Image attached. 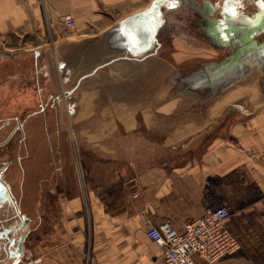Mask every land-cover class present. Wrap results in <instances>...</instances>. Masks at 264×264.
<instances>
[{
    "label": "crops",
    "instance_id": "crops-1",
    "mask_svg": "<svg viewBox=\"0 0 264 264\" xmlns=\"http://www.w3.org/2000/svg\"><path fill=\"white\" fill-rule=\"evenodd\" d=\"M196 1L0 0L5 62L41 70L66 103L99 107L92 135L119 166L89 187V204L59 198L37 264H158L150 222L170 219L182 231L218 206L239 241L231 259L264 264V81L258 96L236 92L246 51L220 24L213 36L197 30L187 12ZM68 14L72 27L62 22Z\"/></svg>",
    "mask_w": 264,
    "mask_h": 264
},
{
    "label": "rangeland",
    "instance_id": "rangeland-1",
    "mask_svg": "<svg viewBox=\"0 0 264 264\" xmlns=\"http://www.w3.org/2000/svg\"><path fill=\"white\" fill-rule=\"evenodd\" d=\"M214 1L189 3V22L211 36L219 24L221 30L236 33L237 40H231L234 43L231 45L237 49L242 46L244 54L246 51V55L237 59L246 65V71L235 82L236 92L246 95L241 92L250 90L258 96V87L264 81V54L260 53L264 51V0L243 3V7L235 10L230 3H224L225 10L219 12L215 11ZM17 47L16 50H22L20 44ZM6 49L0 39V177L8 185L22 215L31 219L25 254L18 262L25 264L35 258L42 260L34 248L42 234L52 233V225L61 214L59 198L66 200L81 195L89 204V187H100L102 180L116 177L119 166L115 153L101 149V144H106L103 138L92 135L102 126L99 107L66 103L64 97L68 95L48 87L41 70L37 77L34 66L27 62V65L6 63L3 52ZM57 96L63 100L56 99ZM116 143V137L109 138L108 144ZM12 213L6 206L0 210L1 217L11 214L4 218V224H17L18 217ZM232 256L227 255L215 264H239ZM5 262L0 260V264Z\"/></svg>",
    "mask_w": 264,
    "mask_h": 264
},
{
    "label": "built area",
    "instance_id": "built-area-1",
    "mask_svg": "<svg viewBox=\"0 0 264 264\" xmlns=\"http://www.w3.org/2000/svg\"><path fill=\"white\" fill-rule=\"evenodd\" d=\"M62 22L72 27L75 18L71 14L63 15ZM133 196L137 197L138 192H134ZM230 214L225 206L209 208L202 217L188 221L182 231L176 230L170 219L157 225L150 222L147 236L163 252V259L158 264H199L196 256L214 264L234 254L239 249V241L225 225ZM40 262L41 258H35L25 264Z\"/></svg>",
    "mask_w": 264,
    "mask_h": 264
},
{
    "label": "flooded vegetation",
    "instance_id": "flooded-vegetation-1",
    "mask_svg": "<svg viewBox=\"0 0 264 264\" xmlns=\"http://www.w3.org/2000/svg\"><path fill=\"white\" fill-rule=\"evenodd\" d=\"M262 0H239V2H236V0H215V11H224L225 8L223 6L224 3H230L231 9H240L243 7V3H261ZM2 203H6L11 207V212H14L15 216H17V224L14 227L12 224H4V218L8 219V217H1L0 216V234L2 236L6 237L8 236L10 238V241L12 242L11 248L9 249L10 254H8L5 257L6 262L4 264H19L18 262L21 261L20 256L22 255L23 249L26 248V237L29 234V222L30 217L22 215L21 210L19 209L17 202L13 199L12 193L10 192V196L5 199ZM13 214V213H12ZM13 214V216H14ZM15 228H13V227ZM11 255L12 257H9ZM5 256V254H4ZM4 258V257H3ZM20 259V260H19Z\"/></svg>",
    "mask_w": 264,
    "mask_h": 264
},
{
    "label": "water",
    "instance_id": "water-1",
    "mask_svg": "<svg viewBox=\"0 0 264 264\" xmlns=\"http://www.w3.org/2000/svg\"><path fill=\"white\" fill-rule=\"evenodd\" d=\"M10 196V189L8 187V185L5 183V181L0 177V206L2 205V202L7 199ZM1 240L5 241V243H8V247L6 250V247H3V249L6 251H8V254H10L9 249L11 248L12 242L10 241V238L8 236L4 237L2 236V234H0V247L1 246ZM24 252V249L23 251ZM7 253L5 254V256L8 255ZM9 257H12L11 255H9ZM6 259V258H2L1 260ZM20 260V259H19Z\"/></svg>",
    "mask_w": 264,
    "mask_h": 264
},
{
    "label": "bare ground",
    "instance_id": "bare-ground-1",
    "mask_svg": "<svg viewBox=\"0 0 264 264\" xmlns=\"http://www.w3.org/2000/svg\"><path fill=\"white\" fill-rule=\"evenodd\" d=\"M1 246L2 247H0V260L4 257H8V256H4V254H6L7 253V251H6V253H5V250L3 249V247H6V250H7V247H8V243H5V241H2L1 240ZM1 252H2V256H1ZM25 254V249H24V252L22 253V255L20 256V259L22 258V256Z\"/></svg>",
    "mask_w": 264,
    "mask_h": 264
},
{
    "label": "snow or ice",
    "instance_id": "snow-or-ice-1",
    "mask_svg": "<svg viewBox=\"0 0 264 264\" xmlns=\"http://www.w3.org/2000/svg\"><path fill=\"white\" fill-rule=\"evenodd\" d=\"M236 2H239V0H236Z\"/></svg>",
    "mask_w": 264,
    "mask_h": 264
}]
</instances>
